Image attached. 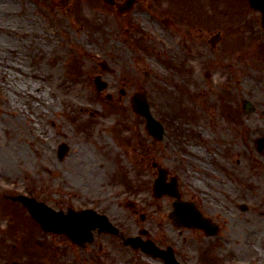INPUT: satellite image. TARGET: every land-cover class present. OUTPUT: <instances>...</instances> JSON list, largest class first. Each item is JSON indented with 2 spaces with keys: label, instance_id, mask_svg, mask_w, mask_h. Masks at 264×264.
<instances>
[{
  "label": "rangeland",
  "instance_id": "374dc122",
  "mask_svg": "<svg viewBox=\"0 0 264 264\" xmlns=\"http://www.w3.org/2000/svg\"><path fill=\"white\" fill-rule=\"evenodd\" d=\"M152 1L122 18L101 0L0 11V264H162L107 234L86 249L44 234L8 199L17 195L93 209L125 237L144 229L184 264H264V34L229 0ZM173 17L182 31L167 27ZM134 93L162 140L133 113ZM152 163L217 235L171 224L170 200L152 196Z\"/></svg>",
  "mask_w": 264,
  "mask_h": 264
},
{
  "label": "water",
  "instance_id": "95a60500",
  "mask_svg": "<svg viewBox=\"0 0 264 264\" xmlns=\"http://www.w3.org/2000/svg\"><path fill=\"white\" fill-rule=\"evenodd\" d=\"M250 4L262 10L261 25L264 30V0H250ZM139 101L137 99L134 100L133 108L135 112L146 119L147 132L155 139L160 140L163 134L162 127L150 116L147 105ZM65 151L66 146L62 145L60 147V156ZM165 175L166 172L163 169H158V177L153 185L154 196L160 197L163 194H168L178 199L176 185L174 184L171 187L165 186ZM15 200L20 201L28 209L31 216L40 223L44 230L65 234L74 243L91 242L92 230L94 229H98L99 232L117 233V230L108 222L105 216H100L90 210L81 212L69 210L67 215H64L62 212H55L47 208L44 204L38 203L34 199L20 196ZM173 208L174 210L170 214V218L175 225L202 229L208 235L215 234L216 226L212 225L208 219L203 218L193 204L182 203L177 200L173 203ZM127 244L133 247H141L145 253L153 257L162 258L164 264H179L174 259L170 249L161 251L153 243H142L139 239H129Z\"/></svg>",
  "mask_w": 264,
  "mask_h": 264
},
{
  "label": "bare ground",
  "instance_id": "6f19581e",
  "mask_svg": "<svg viewBox=\"0 0 264 264\" xmlns=\"http://www.w3.org/2000/svg\"><path fill=\"white\" fill-rule=\"evenodd\" d=\"M12 0H0V11L6 14H10L13 11V5L11 3ZM94 58L92 53L88 54V59ZM197 136L200 137L199 134Z\"/></svg>",
  "mask_w": 264,
  "mask_h": 264
},
{
  "label": "flooded vegetation",
  "instance_id": "af4514ba",
  "mask_svg": "<svg viewBox=\"0 0 264 264\" xmlns=\"http://www.w3.org/2000/svg\"><path fill=\"white\" fill-rule=\"evenodd\" d=\"M240 2H241V4H243V6H245V8H246V12L249 14V13H251L250 15H251V17H250V19H249V26H251V25H254V24H258V19H259V13L257 12V11H254V10H252V9H250L249 7H248V4H247V1L246 0H239ZM242 6V7H243Z\"/></svg>",
  "mask_w": 264,
  "mask_h": 264
}]
</instances>
